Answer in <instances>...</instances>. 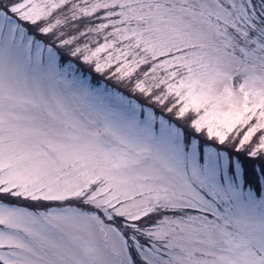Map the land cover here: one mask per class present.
Instances as JSON below:
<instances>
[{
  "label": "snow or ice",
  "instance_id": "1",
  "mask_svg": "<svg viewBox=\"0 0 264 264\" xmlns=\"http://www.w3.org/2000/svg\"><path fill=\"white\" fill-rule=\"evenodd\" d=\"M0 264H264V0H0Z\"/></svg>",
  "mask_w": 264,
  "mask_h": 264
}]
</instances>
